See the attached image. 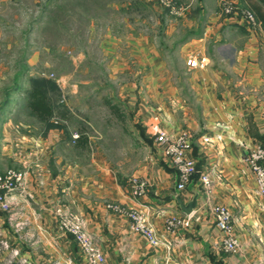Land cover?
Listing matches in <instances>:
<instances>
[{
  "label": "crops",
  "instance_id": "obj_1",
  "mask_svg": "<svg viewBox=\"0 0 264 264\" xmlns=\"http://www.w3.org/2000/svg\"><path fill=\"white\" fill-rule=\"evenodd\" d=\"M225 4L234 11L225 13ZM186 9L192 14L170 25L166 58L177 56L178 66L164 61L151 39L140 34L109 33L101 42L107 70L127 78L118 101L133 106L128 112L102 99L112 113L107 122L114 116L130 143L121 149L120 161L94 145L97 132L88 122L81 125L56 104L50 122L58 117L69 126H47L31 113L26 87L12 83L4 90L0 174L15 168L25 177L23 190L7 198L8 209L0 205V264H91L58 228V208L83 223L102 264H264V198L243 160L250 150L264 149V0H196ZM241 10L253 14L256 28ZM25 117L43 124L40 134L31 135ZM71 124L79 129H69ZM75 131L81 136L73 143ZM157 131L170 138L190 136L188 155L196 173L183 191L176 189L177 171L164 158ZM203 175L210 179L209 190L201 186ZM133 177L147 183L136 198L130 192ZM195 197L190 225L167 231V220L186 217ZM218 205L232 214L236 254L221 250L222 234L209 212ZM132 210L146 215L157 245L132 230L127 217ZM18 223H23L19 231Z\"/></svg>",
  "mask_w": 264,
  "mask_h": 264
},
{
  "label": "rangeland",
  "instance_id": "obj_2",
  "mask_svg": "<svg viewBox=\"0 0 264 264\" xmlns=\"http://www.w3.org/2000/svg\"><path fill=\"white\" fill-rule=\"evenodd\" d=\"M190 1L196 0H0L1 98L12 83L26 87L29 99L35 82H47L53 107H62L58 111L65 115L71 112L81 125L88 122L94 126V145L107 151L108 159L120 161L125 158L121 149L130 143L114 116L107 122L109 110L102 99L112 100L128 112L133 106L118 101L122 99L119 86L127 78L120 74L114 78L107 70L101 42L109 33L116 37L140 34L151 39L164 61L178 66L177 56L166 58L170 25H180L186 13L192 14L186 9ZM179 29L182 31L181 26ZM23 77L27 78L25 86ZM54 120L57 125L69 126L58 117ZM24 122L30 124L31 135L40 134L43 124L33 123L30 117ZM73 128L78 130L79 125L71 124L69 129ZM74 133L79 134L76 141L71 138L76 143L81 135Z\"/></svg>",
  "mask_w": 264,
  "mask_h": 264
},
{
  "label": "built area",
  "instance_id": "obj_3",
  "mask_svg": "<svg viewBox=\"0 0 264 264\" xmlns=\"http://www.w3.org/2000/svg\"><path fill=\"white\" fill-rule=\"evenodd\" d=\"M223 11L228 14L232 13L234 9L231 5L225 4L223 5ZM240 12L251 28L257 27L255 18L250 11L241 10ZM188 64L194 66L195 62L189 60ZM155 136L156 141L162 146L163 156L177 171L176 189L178 191L185 190L196 173L195 162L188 155L192 148L189 134L182 132L175 138H170L165 133L157 131ZM71 138L74 142V140L76 141L79 138V134L74 133ZM243 160L253 175L258 194L264 198V149L259 146L250 150ZM24 177L25 174L22 171L14 169H8L3 174H0V205L4 210L9 207L7 198L11 197L13 193L23 190ZM200 181L202 188L209 190L211 184L209 177L203 175L200 177ZM129 184L132 197L136 198L145 194L147 183L144 180L131 178ZM109 208L119 211L116 206H109ZM209 212L214 219L215 227L222 234L221 250L227 254H236L239 251V242L234 234L233 218L229 208L222 205L211 206ZM55 214L58 218V228L72 237L80 253L91 264L104 263V257L100 254L83 223L59 208L55 210ZM127 217L134 232L144 236L150 245L155 246L158 244L155 230L144 213L132 210L127 213ZM192 218V213L180 219L171 218L166 222V230L173 231L177 227H188ZM22 227L23 223H18L14 226L17 231L22 229Z\"/></svg>",
  "mask_w": 264,
  "mask_h": 264
},
{
  "label": "trees",
  "instance_id": "obj_4",
  "mask_svg": "<svg viewBox=\"0 0 264 264\" xmlns=\"http://www.w3.org/2000/svg\"><path fill=\"white\" fill-rule=\"evenodd\" d=\"M49 87L50 86L45 81L35 82L33 89L29 93L28 101L31 113L39 120L45 122L47 126L52 125L50 119L53 116L52 100L49 97V92L51 90Z\"/></svg>",
  "mask_w": 264,
  "mask_h": 264
},
{
  "label": "water",
  "instance_id": "obj_5",
  "mask_svg": "<svg viewBox=\"0 0 264 264\" xmlns=\"http://www.w3.org/2000/svg\"><path fill=\"white\" fill-rule=\"evenodd\" d=\"M195 202H196V197L193 199V202L189 205L190 207H188V210L185 211V212H186V213H185L186 215H189V214L192 213V208H193ZM191 206H192V207H191Z\"/></svg>",
  "mask_w": 264,
  "mask_h": 264
}]
</instances>
